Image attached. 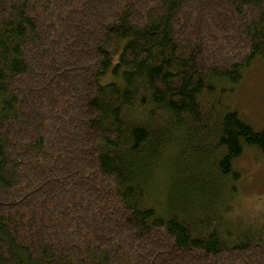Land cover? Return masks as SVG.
<instances>
[{
  "label": "trees",
  "instance_id": "obj_1",
  "mask_svg": "<svg viewBox=\"0 0 264 264\" xmlns=\"http://www.w3.org/2000/svg\"><path fill=\"white\" fill-rule=\"evenodd\" d=\"M263 58L264 0H0V264H264L186 215L264 154L225 102Z\"/></svg>",
  "mask_w": 264,
  "mask_h": 264
},
{
  "label": "rangeland",
  "instance_id": "obj_2",
  "mask_svg": "<svg viewBox=\"0 0 264 264\" xmlns=\"http://www.w3.org/2000/svg\"><path fill=\"white\" fill-rule=\"evenodd\" d=\"M123 45V41L105 45L111 53L113 66L118 62ZM107 77L105 82L109 81L112 75ZM225 102L228 108L236 111L256 131L264 130V58L258 59L248 69L241 83L228 94ZM210 155H206L202 162L209 163ZM234 168L239 177L234 182L225 183L220 197L219 194L216 198L210 197L212 203L208 201L206 208L200 206L202 212L186 211V215H192V219L197 218L198 225L191 227L195 237L213 230L220 220L221 230L218 229L221 232L227 231L229 235L249 239L264 238V154L255 148H246L236 159ZM161 181H165V178ZM160 187L163 193L156 199L160 203L159 207L164 208L172 201L166 194L167 187L163 184Z\"/></svg>",
  "mask_w": 264,
  "mask_h": 264
}]
</instances>
